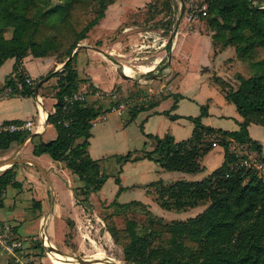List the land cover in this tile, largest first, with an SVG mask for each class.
Wrapping results in <instances>:
<instances>
[{"label":"trees","instance_id":"trees-1","mask_svg":"<svg viewBox=\"0 0 264 264\" xmlns=\"http://www.w3.org/2000/svg\"><path fill=\"white\" fill-rule=\"evenodd\" d=\"M114 1L0 0V65L9 58L14 59L12 72L1 89L9 88V95L33 96L39 80L56 77L53 86L56 102L47 118L56 130V137L36 141L34 138L39 134L33 135L30 138L32 154H46L53 161L64 162L74 178L71 190L75 202L84 210L93 205L90 194L98 191L108 178L99 160L88 153L91 120L103 109L97 100L87 98L71 103L63 100L64 96L80 90L81 81L76 70L79 48L71 59L67 57ZM172 2L159 1L156 12L170 11ZM198 5H205V15L200 14L199 19L210 32L214 53L229 46L236 58L250 62L252 74L244 77L237 73L235 83L229 82L228 88L222 86L225 80L213 78L225 99L235 106L241 121L236 130L204 125L201 118L207 114L208 105L203 104L197 116L188 117L193 123L188 139L175 141L168 133L162 137L148 134L154 139L152 150L134 157L130 152L118 155L120 163L148 158L165 171L197 173L203 170L201 159L213 148V142L224 152L223 162L201 179H178L169 183L159 179L149 183L154 187V200L165 210L178 212L205 205L195 216L165 221L145 209L146 218L139 230L138 222L129 214L140 203L113 200L108 206L103 205L102 211L106 214L101 219L105 230L121 248L127 264H264V181L255 171L246 169L241 164L242 158L230 149V144L237 142L261 154L262 146L249 136L248 126L255 123L264 128V0H198ZM7 31L10 36L6 35ZM165 49L169 52L170 44ZM28 55L54 56L64 65L60 71H50L28 85L22 65ZM96 90L88 84L85 93L93 94ZM146 105L133 107L130 113ZM30 133H0V151L23 143ZM16 166L17 163L0 171V207L8 186L21 187ZM119 173L120 169L114 178L119 185L118 192L122 189ZM34 204L40 207L39 202ZM119 219L124 223L119 225ZM11 229L16 234L15 228Z\"/></svg>","mask_w":264,"mask_h":264},{"label":"crops","instance_id":"crops-1","mask_svg":"<svg viewBox=\"0 0 264 264\" xmlns=\"http://www.w3.org/2000/svg\"><path fill=\"white\" fill-rule=\"evenodd\" d=\"M150 2H153V0H115L113 3L107 6L103 18H101L99 22L89 30L87 37L81 41V46L77 50L78 53L80 49H83L88 59L84 67L78 64L76 58L77 75L78 78L81 79L79 83V91L86 92V87L88 84H91L97 90L102 91H109L112 88V84L115 80L114 75L117 72L113 61V53H111L109 50H116V45H120V41L114 42V44L107 43L105 45L103 44L102 39L118 28V25L121 22L120 18L124 13L125 24L122 25L121 34L125 35V47L127 46L131 49H129L127 52L125 51V56H131L136 60V62H138L135 65L138 74L141 75L142 72H147L149 70H143L142 67L152 69L155 64L159 63L160 60L164 58V49L162 50L161 48L168 44L165 40H163L165 38L160 33V31L162 32L164 29H156L151 27V22L154 21V19L159 14L155 12L154 14L149 15L148 19L146 18L147 15H144V13L148 10H146V7ZM193 22H200V25L202 26L201 31L198 29H184L183 21H180L177 24V29L170 43V63L169 65L167 64L168 69L163 78L164 81L162 86H166L167 91H164V95L162 97H155L154 101L149 103L150 105L145 104L146 106H144L142 109L133 113H129V122L138 123L140 128L139 133L136 135L137 137H135V144H132L133 142L131 141V132L128 129L130 124H126L124 128H120L114 123L112 126H108L106 123H104L100 125L95 131H92V126L90 129L91 136L88 139V153L91 158L97 159L101 163V159H104L106 156H108L105 154L106 152H99L98 149H95L93 147V141L96 137L98 138L96 133L102 135L104 130H109V127L112 132V136L114 135L116 138L115 142H112L111 145H120L123 147V149H125V147H129V150L126 153L130 152L131 157L142 155L144 151H150L154 148V139L153 137H148V134L162 137L168 133L173 136L175 141L188 139L191 136L193 130V123L188 117L197 116L199 114V106L203 104L208 105V110L207 114L201 118V123L215 129H238V122L241 121V117L237 113L235 106L225 99L224 93L221 91L220 86L213 79L214 77H220L223 80H228L231 84L235 83V80L232 77L233 73L222 72L219 68L222 63H226L231 66L238 61V59L235 57L234 49L228 46L225 49L220 51L217 50L216 53H214L210 32L206 26L203 27V21L198 18V20ZM104 26H107L108 29H105ZM102 30H105V32ZM89 35H92V37ZM98 41H101L100 45H94V43ZM152 42L159 43L157 46L159 47V51L156 50L152 52L154 48ZM155 43L154 45H156ZM194 43L198 45L197 48H200V52H202V57L199 59L201 60L199 64L202 66L205 73L201 81V84L204 88L202 93L199 92L201 78L197 81H194L198 86L200 84V86L197 87L196 92L191 88V86L188 88L181 86L183 78H180V76H183L184 72L188 70V65L190 64L189 60L191 59L188 51L192 52V44ZM97 49L101 50V52ZM150 56H158L153 64H151V61L148 60V57ZM138 58L144 59L138 60ZM184 60L187 61V67H183L182 65V61ZM13 63L14 59L9 58L0 65V120H31V133L39 134V139L43 141L54 139L56 137V130L54 126L50 123L45 124L44 121L47 116V111L50 113L54 111V104L56 101L53 97V86L56 82L51 85L49 84V79H56V77L50 76L46 81H44L42 86L38 88L37 95L35 92L33 96H22L19 94L9 95L7 93V89H1V87L4 84L5 78L11 74ZM62 63L63 62L58 61L54 56L33 57L28 55L22 60L25 76L29 77L33 82L46 75L50 71H60ZM122 65L127 66L126 63H122ZM80 68L83 71V76L81 77L78 73V69ZM124 71L129 75L133 74L129 70L124 69ZM132 71L135 72L133 69ZM173 77L179 78V83L174 81L171 82L170 79ZM207 78L209 81H207ZM137 79L138 80H135L133 83L139 84L143 82L141 78ZM166 80H168V82H165ZM103 83H109L110 85L109 87L107 86L106 88H103L101 86ZM175 96H178L177 99H175ZM164 112H167L168 114H165ZM170 115H176V117L171 118ZM256 125L257 124L255 123H250L248 126L249 136L254 140H258V138L253 136V131L255 130L254 126ZM259 143L262 146L261 154L264 157V139ZM140 144L142 147L135 146ZM15 145L16 144H13V146H11V151L9 154L0 155V159L9 156L15 150H17L15 155L16 157L19 156V158L22 157L35 160L40 165V167L44 168V171L51 182L53 189V203H51V199L49 197V208L42 215H46L51 210V213H49L45 219V225L50 218L53 217L54 219H52L55 220L54 211L59 213L78 212L77 208H79L80 205L76 204L71 190V188L75 185L74 178L65 167L64 162L53 161L46 154H41L38 156L33 155L32 143L30 142V139H26L22 146H19V144L16 145V147ZM148 145L150 146V149L145 148V146L147 147ZM124 154L115 155L117 156ZM223 159V148L215 145L201 159L203 170L197 173L165 171L159 163L148 158L127 161L123 164L119 163L120 173L118 176L120 179V185L122 187L120 192H118L119 185H117L114 181L116 175H108V178L102 187L98 191L92 192L90 194L89 201L94 206L96 204V200L99 201L98 204L104 203L105 206H108V204L113 200H116L118 203L137 201L140 204H137L135 207H145L148 210H150V208L153 210V208H158L153 204H158L154 200V187L149 186L150 182L157 181L159 179L165 183L173 182L178 179H201L213 169L218 167L223 162ZM17 165L35 167L34 165L27 163H17ZM35 168L38 170V172H41L37 167ZM31 172L32 171L29 172V175L32 176V181H36V176H33V173ZM45 181L47 183L50 195V186L47 180ZM106 186H108L109 191L106 194V197L101 199L98 192H103ZM135 196L138 198H135ZM32 198L35 202H39V209L41 210L44 205L42 199L37 198L35 195H33L31 199ZM202 209L203 206L199 205L193 207V213L191 214L187 209L178 211L180 213H177L176 215L182 217L181 219H185L187 217L195 216ZM157 211L164 215L162 211H159L158 209ZM68 216L74 224L77 222V219L74 217V213L68 214ZM176 217L174 219H177ZM47 233L49 236L50 232L47 231ZM44 240L45 244L51 245V249L54 251V247L52 243L49 242L48 238L46 237ZM51 255L53 256L52 253ZM60 255L64 258L72 259L69 256L62 254ZM8 263L16 264L11 256L9 257ZM0 264H3L1 259ZM98 264L101 263L98 262Z\"/></svg>","mask_w":264,"mask_h":264},{"label":"rangeland","instance_id":"rangeland-1","mask_svg":"<svg viewBox=\"0 0 264 264\" xmlns=\"http://www.w3.org/2000/svg\"><path fill=\"white\" fill-rule=\"evenodd\" d=\"M153 1L154 3L150 2V5L148 4L149 7H146V10H148L144 13V15H147V19L149 15L155 13L160 8L159 1L161 0ZM172 3L174 4L173 6H171L170 11L164 9L163 11H161V13H158L159 15L154 19V21L151 22V27H154L156 29H164L162 32L160 30L159 31L165 38L163 40H165L166 43L173 33V29L175 27L177 29V24L180 21H183V27L186 30L198 29L199 31H201L202 29L200 22H193L186 19L187 15L191 12L190 6L192 4H198V0H173ZM120 20L121 22L119 23L118 28H116L114 31H112L102 39L103 44H114V42L120 41V45H116V50H109L111 53H113L112 55L114 58L113 61L115 67H118L117 64L126 63L127 66L135 71L132 72L133 74L131 73L132 76L134 78H140V75L138 74L136 70L137 68L135 66L138 62H136V60L131 56H125V51L127 52L130 49L127 46L125 47V35L121 34L122 25L125 24V13L122 14ZM202 25L203 27L206 26L204 21ZM104 27L105 29H108L107 26ZM102 31L105 32V30ZM6 35L10 36V31H7ZM89 36L92 37V35ZM81 43L82 42H80V44ZM152 43L154 46L152 52L156 50L159 51V47H157L159 43ZM154 43L156 45H154ZM192 46H189L192 47V52L188 51L189 55L191 56V59L189 60L190 64L188 65V70L185 71L183 76H180V78H183V81L181 82L182 87L184 86L185 88H188L191 86V88L196 92V89L200 86L205 73L204 69L199 64V62H201V60L199 59L202 57V52H200L201 49L197 48L198 45L195 43L192 44ZM161 49H164V58H162L159 63L155 64L150 72H142V74H144V77L141 78L143 82L136 84L130 81H126L125 79L119 77V75L116 73L114 75L115 80L112 84V88L109 91L96 90L95 92H98V95H96L95 92L93 94L86 93V97L88 99L97 100L102 105L103 110H106L110 107L119 106L120 104L124 105V109L122 110V113L120 115H118L114 111L106 114L103 118L96 122V125L92 127V131H95L97 128H99L100 125L104 123H106L108 126H112V124L114 123L120 128H124L126 124H130L128 126V129L131 132V141L133 142L132 144H135V137H137L136 135L139 133L140 128L138 126V123L129 122L130 111L133 109V107L135 109V107L143 106L145 104L153 102L155 97H162L164 95V91H167L166 86H162L164 75L166 74V71L168 69L167 51L165 50V46ZM259 56L261 55L259 54ZM76 58L78 64L85 67L88 59L83 49L79 50ZM157 58L158 56H150L148 57V60L151 61V64H153ZM143 59L144 58H138V60ZM182 65L183 67H187V61H182ZM219 68L222 72L233 73V79H235L237 73H242L241 75H244V77H248L252 74L250 62L247 60L238 59V61L231 66L226 63H222ZM78 73L80 77L83 76V71L81 70V68L78 69ZM200 78L201 80L198 86L194 81H197ZM170 81L179 83V78L173 77L170 79ZM207 81H209L208 78ZM55 82V78L49 79V84L52 85ZM165 82H168V80H166ZM228 83L229 81L225 80L222 86L228 88ZM109 85V83H103L101 86L103 88H106L107 86L109 87ZM203 91L204 88L201 84L199 92L202 93ZM254 127L255 130L253 131V136L255 138H258V140L256 141L261 142V140L264 139V128L259 124ZM96 136H98V138L96 137L94 139L93 147L95 149H98L99 152H106L105 154L108 155H105L106 158L101 159L100 164L103 167V171L107 175L115 176L118 169H120V164L124 163H120V161L117 159L118 155L116 156L115 154H124L129 150V147H125V149H123V147L120 145H111L112 142H115L116 138L114 137V135L112 136L110 127L108 131L104 130L102 135L96 133ZM35 138L36 139L34 140L36 141L40 140L39 137ZM135 146L142 147L141 144ZM145 148L150 149V146H145ZM10 151L11 147L8 150L0 151V155L9 154ZM17 157L19 158V156ZM2 170L3 169H0V171ZM15 171L16 178L21 181L22 185L20 188H14L12 186L7 187L4 193V204L2 207H0V224L9 225L10 227L15 228L16 235L20 237L21 241L24 243V246H28V248L24 250L26 253V258L30 260L28 264H64V261H62V259H64L67 264H80L75 263L76 260H78L77 257L91 259L86 264H98V262L103 264L104 261L118 264H127L123 259L121 248L113 243L109 233L105 230L104 223L101 219L102 215L106 214V212L102 211L105 208L103 206L104 203H102V206H99L100 204H98L99 201L97 200L95 201V206L92 205L90 209L86 208L87 210H84L80 206L79 208H77L78 212L76 211L70 213H59L54 211L55 220H53L54 218L52 217L53 219L50 218L49 221L46 222V225L45 223L43 225L46 234H48L47 231L50 232V237L47 235V238L54 247V251L52 252L54 257L51 255V253L50 255H46V249H43L45 240L44 242L42 241V246L38 239L40 219L42 215L48 210L50 201L49 190L45 181L46 179L44 175L41 172H38V170L33 166L28 167L17 165L15 167ZM30 171H32L31 173H33V176H36V181H32V176L29 175ZM108 191V186H106L103 192L99 191L98 194L100 198L104 199ZM33 195L37 196V198L39 199H42L44 205L41 210L34 204L35 201L33 200V198L31 199ZM135 198L138 197L135 196ZM153 205L158 208H153V210L150 208L151 213L155 216L161 217L165 221L175 220L174 218L177 216L176 214L180 213L177 211H169L165 209L163 210L158 205ZM202 206L203 208L205 207V205ZM145 209V207H134V209L129 214L130 218H134L138 222L139 230L141 229L140 227H142L141 223L146 218ZM157 209L159 211H162L164 215L160 214ZM192 210L193 208H188L190 214L193 213ZM73 213L74 217L77 219V222L75 224L70 220V217L68 216V214ZM176 218L181 219L182 217L177 216ZM117 222L119 225L124 223L121 219L117 220ZM56 252L65 256H69L72 259L64 258ZM9 257L10 255L0 250V259L3 261V264H9Z\"/></svg>","mask_w":264,"mask_h":264},{"label":"built area","instance_id":"built-area-1","mask_svg":"<svg viewBox=\"0 0 264 264\" xmlns=\"http://www.w3.org/2000/svg\"><path fill=\"white\" fill-rule=\"evenodd\" d=\"M190 8L191 12L187 15V20L196 21L198 20L200 14L205 15V5L199 6L198 4H192ZM25 82L28 85L34 84V82L29 77L25 78ZM18 88H21V84L18 85ZM7 91H10V89L8 88ZM95 94L98 95V92H95ZM86 99L87 97L84 91H74L63 98L66 103ZM123 109L124 105L120 104L119 106H114L103 110L99 116L91 120V125L94 126L99 119L103 118L106 114L111 113L112 111L120 115ZM31 128V120H0V133L30 132ZM215 145L216 144L213 142L212 146ZM230 149L242 158L241 164L246 169L255 171L258 177L264 181V161L259 151L248 147L246 144H239L237 142H232L230 144ZM0 250L10 255L13 261L17 264H28L30 261L26 258L24 243L15 234V232L12 231L9 225L0 224Z\"/></svg>","mask_w":264,"mask_h":264},{"label":"water","instance_id":"water-1","mask_svg":"<svg viewBox=\"0 0 264 264\" xmlns=\"http://www.w3.org/2000/svg\"><path fill=\"white\" fill-rule=\"evenodd\" d=\"M175 31H176V27L173 29V33L171 34L169 40L167 41L168 44L171 43ZM80 46H81V44L78 43L77 46L71 51L70 55L67 57V60H69V59L72 58V56L74 55L75 51H76ZM97 50H98V49H97ZM98 51L101 52V50H98ZM169 63H170V53L168 52V53H167V64L169 65ZM63 65H64V62H63L62 65H61V69L63 68ZM117 65H118V67L116 68V72H117V74L119 75V77H121L122 79H125L126 81H130V82H134L135 80H138L137 78H134L132 75H129V74L125 73V71L123 70V65H122L121 63H120V64H117ZM151 70H152V69L148 70L146 73L150 72ZM143 77H144V74H141V75H140V78H143ZM140 78H139V79H140ZM153 78H154V77H153ZM47 79H48V77L46 76V77H44L43 79L39 80V81L36 83V86H35V94H36V95H37V93H38L39 85H40L41 83H43L44 81H46ZM49 115H50V112L47 111V116H46V119H45V121H44L45 124L48 123L47 118H48ZM35 134H37V133H30V135H29L26 139H30V138H32L33 135H35ZM26 139H25V140H26ZM25 140H24V141H25ZM22 144H23V143H21L19 146H22ZM16 152H17V150H15V151H14L12 154H10L9 156H7V157H3V158L0 159V169H1V168L5 169V168H7V167H9V166H11V165H13V164H15V163H27V164L34 165L35 167H37V168L41 171V173H42V174L44 175V177L46 178V180H47V182H48V184H49V186H50V199H51V203H53V189H52V186H51V182H50V180L48 179V176L46 175L44 169H43L42 167H40V165H39L35 160H33V159H29V158H18V157H16V156H15V155H16ZM49 213H51V210H50V212H48L46 215H44V216L41 217V219H40V223H39L38 239H39L40 243L42 244V246H43V243H42V235H43V233H44V231H45L44 228H43V225H44V223H45V219H46V217H47V215H48ZM43 249H46V248L43 246ZM45 253H46V255H49V254H50L49 250L47 251V249H46ZM77 259H82V258H81V257H77ZM85 259H87V260H91V259H89V258H85ZM103 263H105V264L107 263V264H108V263H111V262H105V261H104ZM111 264H118V263H111Z\"/></svg>","mask_w":264,"mask_h":264},{"label":"bare ground","instance_id":"bare-ground-1","mask_svg":"<svg viewBox=\"0 0 264 264\" xmlns=\"http://www.w3.org/2000/svg\"><path fill=\"white\" fill-rule=\"evenodd\" d=\"M124 69H126V70H129V71H131V72H133L132 71V69L130 68V67H127L126 65H123V70ZM142 69H144V70H147V69H151V68H147V67H142ZM1 169H3V168H1ZM47 237V234H46V231H44V233H43V235H42V241L44 242V239ZM45 244V242H44V247L47 249V250H49V252L50 253H52L53 251H52V249H51V245H46ZM53 254V253H52ZM50 255V254H49ZM95 258V257H94ZM62 259V258H61ZM102 260H104V259H102ZM62 261H64V264H67L66 262H65V260L64 259H62ZM88 261H90V260H87V259H85V258H82V259H78V260H76V262L75 263H80V264H86Z\"/></svg>","mask_w":264,"mask_h":264}]
</instances>
